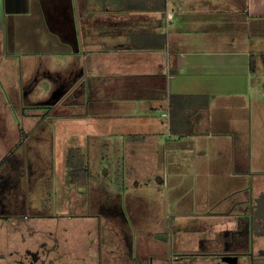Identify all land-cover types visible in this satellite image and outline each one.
I'll use <instances>...</instances> for the list:
<instances>
[{
	"label": "crops",
	"instance_id": "obj_1",
	"mask_svg": "<svg viewBox=\"0 0 264 264\" xmlns=\"http://www.w3.org/2000/svg\"><path fill=\"white\" fill-rule=\"evenodd\" d=\"M5 38L40 48L47 106L67 107L55 119L54 111L26 116L22 79L10 103L0 100L23 107L8 155L51 120L55 136L45 139L65 152L67 172L71 155L84 171L96 155L113 163L105 176L128 188L121 224L143 257L168 262L172 236L179 251L236 241L257 178L264 0H0V60L8 65L14 51H4ZM111 206L104 209L115 220Z\"/></svg>",
	"mask_w": 264,
	"mask_h": 264
},
{
	"label": "flooded vegetation",
	"instance_id": "obj_2",
	"mask_svg": "<svg viewBox=\"0 0 264 264\" xmlns=\"http://www.w3.org/2000/svg\"><path fill=\"white\" fill-rule=\"evenodd\" d=\"M32 176L25 161L0 167V264H264V175L238 214L234 243L211 251L172 249L165 263L143 257L123 219L108 218L101 196L94 199L98 212L90 205L75 216L45 214L43 188Z\"/></svg>",
	"mask_w": 264,
	"mask_h": 264
},
{
	"label": "rangeland",
	"instance_id": "obj_3",
	"mask_svg": "<svg viewBox=\"0 0 264 264\" xmlns=\"http://www.w3.org/2000/svg\"><path fill=\"white\" fill-rule=\"evenodd\" d=\"M3 43L5 46L4 51L9 49V52L14 51V54H12L11 63L8 65L4 64L2 59L0 60V100L3 98L7 103L6 100L9 102L10 98H14L15 91L20 93L22 79L25 81L26 91L29 95L25 98V103L28 105H25V109L14 103L3 106L0 101V164L8 155V151L15 146L19 130L24 127L22 109L25 111L26 116L28 111H37V114L43 118V116L49 114L47 104L51 99L48 93L51 89L48 87V81L43 77V74H39L40 63L35 64L37 61L36 53H39L40 48L31 43L27 45L8 43L6 38ZM16 45L26 49L27 54L22 55L25 50L17 52L14 48ZM31 104L38 106L33 107L30 106ZM59 104L53 102L49 106L52 108L51 111H54L51 112L52 119L57 118V115L67 109L66 106L57 109L56 107ZM263 113L257 116L255 123L254 166L252 169L255 174L257 173V177L264 175V117H261ZM53 125L51 120L44 126L42 124L36 133L26 139V142L24 141L25 147L22 149L20 146L16 150L17 162H24L25 160L26 165H29L33 170L32 178L40 180L39 186L43 188V212L48 215L75 216L77 213L89 211L90 205L93 208L92 212H98V207L94 203L97 194H100L105 209L115 204V207L122 210V198L126 193L125 189L128 188L119 187L120 179L112 176L107 178L104 172V169L108 170L113 167V163L104 162L103 156L96 155V160L86 167L85 172H80L77 165L74 167L77 171L67 172L66 165L63 166V163L66 162L65 152H57L56 149L58 148L54 146L56 140H51L52 144L49 146V142H46L48 138L45 139L48 135L50 137L51 135L55 136ZM23 138L21 141H23ZM80 158L83 161L85 157L80 155ZM71 163L77 164L78 161L74 157ZM82 173L84 183L77 179L82 177ZM189 195L194 196V190L189 192ZM117 215L119 214L117 213ZM171 239L170 249L177 250L173 246L176 237L172 236Z\"/></svg>",
	"mask_w": 264,
	"mask_h": 264
},
{
	"label": "trees",
	"instance_id": "obj_4",
	"mask_svg": "<svg viewBox=\"0 0 264 264\" xmlns=\"http://www.w3.org/2000/svg\"><path fill=\"white\" fill-rule=\"evenodd\" d=\"M48 109H49V113L51 112V110H52V108L51 107H48ZM16 159V160H15ZM18 161V156H17V153H16V149L15 150H13L9 155H7L6 156V158L4 159V161L0 164V167H2V166H4L6 163H11V162H17ZM71 161H72V155H71V158H70V161H69V166H70V168L71 169H74V165H73V163H71ZM80 170H81V168H80ZM72 171H77L76 169H74V170H72ZM82 172H85L84 171V169H82L81 170ZM80 171V172H81ZM83 174V173H82ZM82 177H79V178H77L78 180H80ZM82 181V180H81ZM100 196V194H97V196ZM111 208H112V210H113V212H112V214H114V216L116 217V216H119L121 213L119 212L120 210H119V208H117V207H115V204H113L112 206H111ZM116 213H115V212ZM117 213L119 214V215H117Z\"/></svg>",
	"mask_w": 264,
	"mask_h": 264
},
{
	"label": "built area",
	"instance_id": "obj_5",
	"mask_svg": "<svg viewBox=\"0 0 264 264\" xmlns=\"http://www.w3.org/2000/svg\"><path fill=\"white\" fill-rule=\"evenodd\" d=\"M164 116H168V114H164Z\"/></svg>",
	"mask_w": 264,
	"mask_h": 264
}]
</instances>
